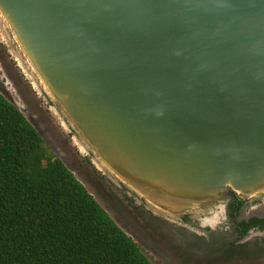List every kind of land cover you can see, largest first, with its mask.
Instances as JSON below:
<instances>
[{
    "label": "water",
    "instance_id": "1",
    "mask_svg": "<svg viewBox=\"0 0 264 264\" xmlns=\"http://www.w3.org/2000/svg\"><path fill=\"white\" fill-rule=\"evenodd\" d=\"M51 100L175 215L264 193V0H0Z\"/></svg>",
    "mask_w": 264,
    "mask_h": 264
},
{
    "label": "rangeland",
    "instance_id": "2",
    "mask_svg": "<svg viewBox=\"0 0 264 264\" xmlns=\"http://www.w3.org/2000/svg\"><path fill=\"white\" fill-rule=\"evenodd\" d=\"M0 94L152 264H264V232L253 230L237 239L229 198L175 215L149 204L104 167L51 100L1 17ZM239 200L244 204L237 222L264 218V193Z\"/></svg>",
    "mask_w": 264,
    "mask_h": 264
},
{
    "label": "trees",
    "instance_id": "3",
    "mask_svg": "<svg viewBox=\"0 0 264 264\" xmlns=\"http://www.w3.org/2000/svg\"><path fill=\"white\" fill-rule=\"evenodd\" d=\"M235 224L240 238L264 231L262 219ZM0 264H152L1 94Z\"/></svg>",
    "mask_w": 264,
    "mask_h": 264
},
{
    "label": "flooded vegetation",
    "instance_id": "4",
    "mask_svg": "<svg viewBox=\"0 0 264 264\" xmlns=\"http://www.w3.org/2000/svg\"><path fill=\"white\" fill-rule=\"evenodd\" d=\"M232 195L230 194V197H229V203H228V206H227V210H228V216H229V218L234 222V229H235V223H240V222H244V221H240V222H237L236 221V219H237V216H238V213L240 212V209H241V207L243 206V201H241V200H239V199H237V206L239 207V209H238V211H237V213H236V216H234V218L231 216V211H230V208H229V204H230V200L232 199ZM251 218H257V217H251ZM251 218H249V219H251ZM248 219V220H249ZM257 219H262V220H264V218H257ZM248 220H245V222L246 221H248ZM253 231V230H252ZM259 231H261V230H259ZM235 232V231H234ZM262 232H264V231H262ZM236 234V233H235ZM236 237H237V239H239V240H243V239H245L246 237H244V238H240L237 234H236Z\"/></svg>",
    "mask_w": 264,
    "mask_h": 264
}]
</instances>
